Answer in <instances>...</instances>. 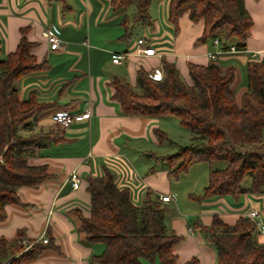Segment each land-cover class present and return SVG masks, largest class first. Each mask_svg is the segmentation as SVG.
Segmentation results:
<instances>
[{
  "label": "crops",
  "instance_id": "0c3cea01",
  "mask_svg": "<svg viewBox=\"0 0 264 264\" xmlns=\"http://www.w3.org/2000/svg\"><path fill=\"white\" fill-rule=\"evenodd\" d=\"M169 3L170 0H153V23L145 26L132 21L125 25V15L130 16L131 9L114 11L111 0H0V60L17 49L23 32L35 44L31 52L43 65L23 77L19 96L27 99L33 93L40 104L46 105L38 116L35 132L56 130L61 138L30 160L33 165H47L51 177L39 187H21L18 195L22 205H7V218L0 222V239L13 240L19 230H24L28 241L41 242L43 235L48 238L51 246L30 264H98L92 262V256L102 253L104 244L84 242L77 214L90 215L87 180L104 175L106 170L115 174L119 188L130 190L135 204L142 203L148 190L155 195L173 196L168 202L167 220L183 237L174 248L179 264L193 257L198 258V264L216 263V250L198 227V222L209 225L213 215L231 225L255 210L264 226V194L213 196L201 201L191 197L203 192L209 171L205 164H195L180 175L194 171L197 176L188 183L198 180L197 187L193 183L188 189L197 218L192 221L182 217L174 194L181 180L176 178L174 183L169 176L167 162L161 159L169 153L158 150L166 140L161 142L156 134L158 130L168 136V125L162 119L174 118L127 116L113 99L114 79L136 87L139 70L151 73L161 69L165 59L176 65L189 85L193 84L190 63H214L222 70L232 69L231 90L237 104L241 103L246 90V64L259 61L258 54L264 53V0H244L252 25L245 49L233 53L218 51L209 41L196 45L204 24L191 22L188 14L180 18L179 30L175 32L168 21ZM54 28L62 43L58 50H51L44 36L45 30ZM139 39H144L157 54L139 55ZM209 52L215 53L214 60L208 58ZM118 53L126 58L114 63L113 55ZM89 111V116L66 128L52 120L59 112L83 115ZM186 131L191 143L193 134ZM131 157L137 159L138 169ZM152 158L157 159V168L152 166ZM73 171L81 179L77 189L70 180ZM255 239L264 245V232L257 233Z\"/></svg>",
  "mask_w": 264,
  "mask_h": 264
},
{
  "label": "trees",
  "instance_id": "16d2710c",
  "mask_svg": "<svg viewBox=\"0 0 264 264\" xmlns=\"http://www.w3.org/2000/svg\"><path fill=\"white\" fill-rule=\"evenodd\" d=\"M64 1V0H61ZM153 0H111L114 11L128 12L124 24L150 26ZM188 14L191 22L203 21L204 28L196 45L219 40V49L232 43L245 49L252 19L244 0H170L168 21L175 32L180 18ZM35 46L24 32L17 49L0 60V222L7 218L6 206L22 205L21 187H39L51 175L47 165H33L30 160L51 143L61 140L56 130L35 132L38 116L46 105L31 93L19 96L20 81L40 69L32 54ZM162 80L139 70L137 85L114 79L113 99L127 116L177 117L193 138L189 145L162 157L168 174L179 178L195 164L208 166L203 192L191 197L201 201L209 197L264 194V58L246 64V90L237 104L231 86L232 69H220L190 63L192 85L182 78L174 63L161 61ZM163 142L168 137L156 132ZM221 162L220 168H211ZM222 166V167H221ZM91 195L90 215L78 212L84 242L103 243L104 250L92 256L98 264H179L174 248L183 237L168 223V202L147 191L141 204H135L128 188H119L115 174L106 170L100 177L88 178ZM246 183L248 185H246ZM204 239L216 250L215 264H264V245L255 236L259 231L253 220L238 217L229 225L217 215L209 225L198 222ZM51 244L28 241L24 230L13 240L0 239V264H30ZM196 257L183 264H198Z\"/></svg>",
  "mask_w": 264,
  "mask_h": 264
},
{
  "label": "built area",
  "instance_id": "2783aa9c",
  "mask_svg": "<svg viewBox=\"0 0 264 264\" xmlns=\"http://www.w3.org/2000/svg\"><path fill=\"white\" fill-rule=\"evenodd\" d=\"M44 36L48 40L51 50H58V49H60L62 47L61 40L58 37V29H56V28L47 29L44 32ZM219 43L220 42H219L218 39H214L213 40V45L216 48H218V49H219ZM218 51L233 53V52H238L239 50H237L236 47L233 44H227L225 49H219ZM137 53L139 55H145V56H153V55L157 54L156 50L153 47H151L149 45H146L144 39H139L138 40ZM258 55H259L260 60L264 58V53H260ZM125 58H126L125 54L118 53V54H114L113 55L112 60H113L114 63H121L122 61L125 60ZM208 58L210 60H214L215 59V53L209 52L208 53ZM150 77L152 79H154V80H162L163 72H162L161 69H155L154 71H152L150 73ZM89 115H90V111L86 112L83 115H70L67 112H59V113H55L52 116V120L55 123V125L60 126L62 128H66L69 125H71L74 121L81 120L84 117H87ZM70 180H71L72 185H73V187L75 189L79 188L81 179H80L79 175L76 173V171L71 172ZM159 197H160V200H162L164 202H169L170 200L173 199V196L169 195V194H167V195H159ZM246 216L249 219H251V220H253L255 222L257 230L259 231V233L264 232V226L262 224L261 219L259 218L258 211L250 210V211L247 212ZM41 242L44 243V244L48 243V238L45 235H43L41 237Z\"/></svg>",
  "mask_w": 264,
  "mask_h": 264
},
{
  "label": "rangeland",
  "instance_id": "374dc122",
  "mask_svg": "<svg viewBox=\"0 0 264 264\" xmlns=\"http://www.w3.org/2000/svg\"><path fill=\"white\" fill-rule=\"evenodd\" d=\"M174 119H162L163 123H166L168 125V129H169V135L167 136L169 139L166 140V142H164L162 144V146L160 148H158V150H163L166 151L167 153H169V155L176 153L179 148L189 145L190 144V140H189V134H188V130L187 128H184L180 125V121L178 120V118L173 117ZM262 139L264 140V128L262 130ZM161 153V152H160ZM159 154L158 152H156V155ZM135 166L138 169L137 166V159L132 158ZM151 160L152 166L153 167H158L157 165V159H149ZM139 161V159H138ZM220 164H222L221 162H213L212 163V168H215V166H219ZM194 171H191L189 173V175H182L180 176V185L177 188V191H174V194L176 195L177 200H179L180 202V208H177V211H179L178 213H180V215H182V217L189 219L190 220H196V215L194 214V208L191 207L190 201L189 200V192L188 189H190L191 184L194 183L195 187H197L198 185V180L193 181L192 183H188V181H190L192 178H195V176H197V174L193 173ZM172 181L175 183L177 181L176 178H172ZM204 182V181H203ZM203 182H200L201 184ZM201 184H199L201 186ZM247 217V216H245ZM248 218V217H247ZM191 222V221H190ZM212 246V245H211Z\"/></svg>",
  "mask_w": 264,
  "mask_h": 264
}]
</instances>
